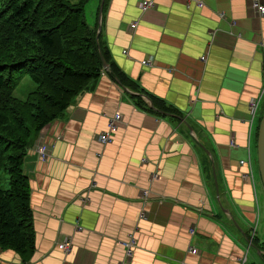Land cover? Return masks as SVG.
I'll use <instances>...</instances> for the list:
<instances>
[{"label":"crops","instance_id":"0c3cea01","mask_svg":"<svg viewBox=\"0 0 264 264\" xmlns=\"http://www.w3.org/2000/svg\"><path fill=\"white\" fill-rule=\"evenodd\" d=\"M140 1L108 0L101 12L120 79L102 69L41 128L47 157L35 143L25 155L34 248L26 261L0 248L3 263L264 264L261 116L249 113L264 98V13L253 0ZM99 4L88 2L91 23ZM115 112L119 127L102 143Z\"/></svg>","mask_w":264,"mask_h":264},{"label":"trees","instance_id":"16d2710c","mask_svg":"<svg viewBox=\"0 0 264 264\" xmlns=\"http://www.w3.org/2000/svg\"><path fill=\"white\" fill-rule=\"evenodd\" d=\"M88 2L0 0V170L6 174V184L0 181V248L15 250L22 261L34 248L25 155L41 128L99 76L98 46L111 71L121 76L100 32L96 36V20L91 23L86 15ZM107 2L103 0L102 12ZM24 74L34 87L18 97L14 90Z\"/></svg>","mask_w":264,"mask_h":264},{"label":"built area","instance_id":"2783aa9c","mask_svg":"<svg viewBox=\"0 0 264 264\" xmlns=\"http://www.w3.org/2000/svg\"><path fill=\"white\" fill-rule=\"evenodd\" d=\"M139 4L142 8H146L148 6H151L153 4V1L152 0H141L139 2ZM253 5L258 9V11L260 13H264V5L262 3H260L258 0H253ZM135 24H136V22H133V23H131L130 26L134 27ZM201 58H204V55H202ZM141 62L144 64H151L153 62V59L151 57L150 58L148 57V58L142 59ZM263 89H264V87H263ZM263 89H262V91H263ZM258 101H259V98L257 96H254L251 98V100L249 102V113H250L251 118H253V115L255 114ZM121 118L122 117H121V114L119 112H115L112 116H110L108 121H107V127L104 130L100 131L97 135L98 141L105 143V142L111 140L113 133L119 127V123L121 121ZM35 148L37 149V153L40 155V157L42 159H45L47 157V151H46V148L43 144H40L36 147V143H35ZM245 161H246L245 159L239 160L240 163H243ZM123 243L126 247V255H127V257H129L131 255V252H132V246L135 244V238L131 236L129 239H127ZM58 245L61 249H63L64 251H67L71 247V240L68 238H64L63 240L59 241ZM190 251L191 252H197V249L195 247H191Z\"/></svg>","mask_w":264,"mask_h":264},{"label":"water","instance_id":"95a60500","mask_svg":"<svg viewBox=\"0 0 264 264\" xmlns=\"http://www.w3.org/2000/svg\"><path fill=\"white\" fill-rule=\"evenodd\" d=\"M102 5H103V0H100V4H99V12H98V26H97V34L96 36H98L99 32H100V16H101V12H102ZM99 49V54H100V58H101V62H102V68L103 69H108L109 65L107 63V61L105 60L104 56L102 55V52L98 46ZM152 105V103H151ZM184 124L188 127L189 130H192L193 126L186 121H184ZM256 151H257V164H258V170H259V174H260V178H261V182L264 188V110L263 113L259 119L258 122V127H257V139H256ZM213 177H214V184H215V192L216 195L218 196V187H217V180L215 177V171L213 170Z\"/></svg>","mask_w":264,"mask_h":264},{"label":"rangeland","instance_id":"374dc122","mask_svg":"<svg viewBox=\"0 0 264 264\" xmlns=\"http://www.w3.org/2000/svg\"><path fill=\"white\" fill-rule=\"evenodd\" d=\"M88 5V3H87ZM86 10V15L88 14L87 8ZM34 87V82L30 79V77L27 74H24L21 78V81L19 82V84L16 86L15 90H14V94L18 97H22L26 94V92H28L30 89H32ZM258 109H256L255 111V116L256 118H258L259 116L262 115L263 110H264V98L261 101V103H258ZM257 120L255 125L257 124ZM257 129V128H256ZM257 132V130H256ZM36 141V140H35ZM0 181L2 182L3 185L6 184V174L0 170ZM263 193H264V188H263Z\"/></svg>","mask_w":264,"mask_h":264},{"label":"bare ground","instance_id":"6f19581e","mask_svg":"<svg viewBox=\"0 0 264 264\" xmlns=\"http://www.w3.org/2000/svg\"><path fill=\"white\" fill-rule=\"evenodd\" d=\"M46 148V147H45Z\"/></svg>","mask_w":264,"mask_h":264}]
</instances>
